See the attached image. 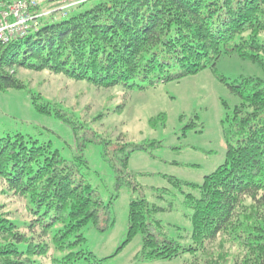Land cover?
<instances>
[{"label": "trees", "instance_id": "obj_1", "mask_svg": "<svg viewBox=\"0 0 264 264\" xmlns=\"http://www.w3.org/2000/svg\"><path fill=\"white\" fill-rule=\"evenodd\" d=\"M68 1L40 0L32 14L41 16L29 34L0 43V92L28 94L37 113L65 124L74 125L59 105L30 91L18 70L136 90L214 71L223 56L264 72V0H102L54 20ZM220 81L240 101L221 121L224 163L200 185L186 184L191 244L167 239L155 218L164 209L139 198L129 204L122 245L141 235L136 261L188 253L192 264H264V80ZM127 162L124 155L125 169ZM79 176L50 144L20 134L0 138V181L27 201L31 215L21 226L0 217V264H102L84 249L81 232L101 214L111 227V202ZM171 182L181 190L180 182Z\"/></svg>", "mask_w": 264, "mask_h": 264}, {"label": "rangeland", "instance_id": "obj_2", "mask_svg": "<svg viewBox=\"0 0 264 264\" xmlns=\"http://www.w3.org/2000/svg\"><path fill=\"white\" fill-rule=\"evenodd\" d=\"M99 1L69 0L73 6L42 16L53 14L54 20H62ZM17 77L30 91L59 105L74 125L37 113L28 94L0 92V138L20 134L50 144L104 203L111 202L113 225L108 226V216L101 214L96 226L84 228V249L102 264H192L188 253L169 261H136L141 235L122 247L129 204L140 198L164 209L155 218L164 226L165 237L188 247L192 212L184 205L190 192L186 184L200 185L224 163L221 121L240 101L220 78L226 83L264 80V72L248 61L223 56L214 71L206 68L179 82L143 90L119 85L95 88L87 81L47 72L18 70ZM136 147L144 150H133ZM171 180L180 182L181 190ZM28 207L0 181V217L21 226L31 220Z\"/></svg>", "mask_w": 264, "mask_h": 264}, {"label": "built area", "instance_id": "obj_3", "mask_svg": "<svg viewBox=\"0 0 264 264\" xmlns=\"http://www.w3.org/2000/svg\"><path fill=\"white\" fill-rule=\"evenodd\" d=\"M40 0H0V43L6 44L27 36L33 22L41 15H33L32 11ZM66 3L60 8L71 7Z\"/></svg>", "mask_w": 264, "mask_h": 264}]
</instances>
